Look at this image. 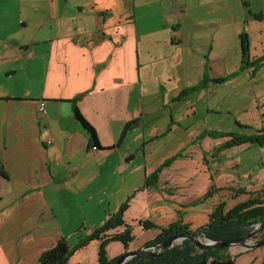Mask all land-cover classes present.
Instances as JSON below:
<instances>
[{
  "label": "crops",
  "instance_id": "1",
  "mask_svg": "<svg viewBox=\"0 0 264 264\" xmlns=\"http://www.w3.org/2000/svg\"><path fill=\"white\" fill-rule=\"evenodd\" d=\"M132 2L136 4L0 0V171L6 174H0V264H39L59 240L66 238L73 246L128 200L124 220L133 226L135 238L152 232L147 242L160 230L145 231L141 221L167 228L181 211L194 232L209 223L215 206L223 202L222 194L201 202L215 181L193 191L178 168L174 174L161 173L156 187H146L156 170L148 160L149 144L162 138L160 130L166 133L163 124L172 132L175 125L183 126L186 102L177 103L174 95L155 101L152 90H143V67L155 60V39L142 45ZM166 2L181 3L191 18L210 4L229 9L231 34L239 41L241 34L249 35L252 60L264 56V0ZM223 18L207 28L224 31ZM192 23L194 34L205 29L200 21ZM254 37L263 41L258 49ZM248 72L256 89L264 87V65L257 73L253 68ZM78 98L80 111L98 133V150L75 118L72 102ZM42 103L44 113L39 110ZM130 121L137 124L125 132ZM202 179L209 183L206 176ZM232 180L217 188H223L222 193L241 189L238 178ZM257 180L243 195L250 198L264 191V174ZM230 255L235 264H264V245L236 248Z\"/></svg>",
  "mask_w": 264,
  "mask_h": 264
},
{
  "label": "rangeland",
  "instance_id": "2",
  "mask_svg": "<svg viewBox=\"0 0 264 264\" xmlns=\"http://www.w3.org/2000/svg\"><path fill=\"white\" fill-rule=\"evenodd\" d=\"M230 8L233 12V4ZM134 10L138 13L142 45L147 47L155 39V60L150 67H143V90H152L155 101L174 95L177 103L186 102L182 107L187 116L183 126L175 125L176 131L172 132L162 122L166 133L160 130L162 138L149 144L150 166L156 170L162 167L161 173L172 174L178 168V174L182 172L183 181L189 183L193 191L213 184V180L217 187L238 178L239 190L246 192L248 187H253L249 185L260 182L257 180L260 173L264 174V146L226 145L234 136H252L264 131V87L256 89L250 79L251 73L241 71V43L230 32L232 13L223 6L217 9L210 4L198 12L201 15L191 18L181 3L166 0H136V4H131V12ZM217 17H224L225 25L224 31L218 33L212 27L207 28L215 25L213 20ZM192 21H200L205 29L194 34ZM244 23H241L242 32L246 30ZM151 29L155 30L154 36ZM253 44L258 49L263 41L254 37ZM221 78L225 80L217 82ZM208 112L210 115L206 116ZM203 176L209 183L202 179ZM236 190L219 193L227 210L252 198L234 193ZM89 235L85 231L71 247ZM152 235V232L136 234L127 247L122 243H110L106 247L107 254L117 259L128 251L144 247ZM116 248L120 252L125 249V252L120 254ZM235 249L229 248L228 254ZM98 258L99 242L94 240L84 248L76 249L68 264H98Z\"/></svg>",
  "mask_w": 264,
  "mask_h": 264
},
{
  "label": "trees",
  "instance_id": "3",
  "mask_svg": "<svg viewBox=\"0 0 264 264\" xmlns=\"http://www.w3.org/2000/svg\"><path fill=\"white\" fill-rule=\"evenodd\" d=\"M258 19L262 15H255ZM241 42L242 62L241 71L253 68L254 72H258L264 65V56L257 60L251 58V41L248 34L243 33L239 36ZM225 78L217 80L221 83ZM80 98L72 102L73 112L76 120L86 129L90 136V143L93 147H100L98 139V133L96 129L87 121L86 117L80 111L78 104ZM137 121H130L125 127L127 132L131 127L135 126ZM245 144H254L264 146V131L257 135L252 136H234L226 147L242 146ZM225 148V147H224ZM175 159V157L173 158ZM162 167L155 170V172L147 178L146 187H156L160 181ZM0 174H4L0 171ZM223 188H217L212 185L209 192L206 193L204 199L201 202L211 200L218 195ZM233 191H235L233 189ZM238 195L245 192L236 190L234 192ZM129 201V200H128ZM126 201L120 208V210L112 215L108 221L101 227L95 229L88 237L82 238L74 247L68 244L66 238H62L56 245L45 251L39 259V264H68L69 259L74 255L75 250L80 247H85L94 240H98L99 243V258L98 264H116L117 259H109L106 247L108 244L122 243L125 247L131 244L135 240L133 235V226L127 224L124 220V213L129 208V203ZM227 204L225 202H219L213 213L209 216V223L204 226L203 237L206 240L215 242H230L235 239H240L250 232L256 230L257 226L264 220V191L252 196L248 201L240 204H236L231 209H226ZM184 213L179 211L177 213V219L167 228H161L159 225L150 221H141L145 231L152 229L160 230V233L155 239L145 244L144 247L163 244L172 235L189 234L192 233L190 224L184 223ZM124 228L121 233H113L118 228ZM256 243L264 242V230L255 237ZM128 251V249H127ZM126 264H235V259L228 254V249H210L203 250L195 246V244L186 239L182 244L173 247L166 255L161 258L144 257L143 255L137 256Z\"/></svg>",
  "mask_w": 264,
  "mask_h": 264
},
{
  "label": "water",
  "instance_id": "4",
  "mask_svg": "<svg viewBox=\"0 0 264 264\" xmlns=\"http://www.w3.org/2000/svg\"><path fill=\"white\" fill-rule=\"evenodd\" d=\"M203 230L204 227L189 234L172 235L161 245L158 244L149 247H142L135 251H128L117 260L116 264H126L128 260L130 261L131 259L141 255L144 257L161 258L166 255L173 247L182 244L186 239L191 240L195 246L206 251L210 249H229L234 247L240 248L242 251L255 250L264 245V242L255 243V237L264 230V220L257 226L255 231L250 232L238 240L235 239L230 242H215L206 240L203 237Z\"/></svg>",
  "mask_w": 264,
  "mask_h": 264
},
{
  "label": "built area",
  "instance_id": "5",
  "mask_svg": "<svg viewBox=\"0 0 264 264\" xmlns=\"http://www.w3.org/2000/svg\"><path fill=\"white\" fill-rule=\"evenodd\" d=\"M39 110H40V112L41 113H44V110H45V105H44V103H42V104H40V108H39ZM94 148V150H98V147H93Z\"/></svg>",
  "mask_w": 264,
  "mask_h": 264
},
{
  "label": "bare ground",
  "instance_id": "6",
  "mask_svg": "<svg viewBox=\"0 0 264 264\" xmlns=\"http://www.w3.org/2000/svg\"><path fill=\"white\" fill-rule=\"evenodd\" d=\"M44 112H45V110H44Z\"/></svg>",
  "mask_w": 264,
  "mask_h": 264
}]
</instances>
